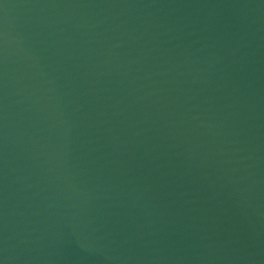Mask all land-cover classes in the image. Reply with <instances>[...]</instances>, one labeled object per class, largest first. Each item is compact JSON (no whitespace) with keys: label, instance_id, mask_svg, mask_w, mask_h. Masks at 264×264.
I'll return each mask as SVG.
<instances>
[{"label":"water","instance_id":"water-1","mask_svg":"<svg viewBox=\"0 0 264 264\" xmlns=\"http://www.w3.org/2000/svg\"><path fill=\"white\" fill-rule=\"evenodd\" d=\"M0 264H264V0H0Z\"/></svg>","mask_w":264,"mask_h":264}]
</instances>
